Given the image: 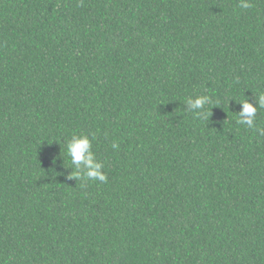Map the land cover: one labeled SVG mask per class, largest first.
Listing matches in <instances>:
<instances>
[{"label":"trees","instance_id":"obj_1","mask_svg":"<svg viewBox=\"0 0 264 264\" xmlns=\"http://www.w3.org/2000/svg\"><path fill=\"white\" fill-rule=\"evenodd\" d=\"M248 2L0 0V264H264V108L237 123L264 94ZM73 135L106 183L75 174Z\"/></svg>","mask_w":264,"mask_h":264},{"label":"clouds","instance_id":"obj_2","mask_svg":"<svg viewBox=\"0 0 264 264\" xmlns=\"http://www.w3.org/2000/svg\"><path fill=\"white\" fill-rule=\"evenodd\" d=\"M239 6L245 9L251 7L248 0H240ZM212 103V97L207 95L198 96L196 98L189 97L186 100V105L189 106L188 109L191 111L199 110L197 111V115L201 117H206L207 113L204 111L205 106ZM240 104L242 105V111L237 114V123L246 125L248 129H255L258 108H264V94L259 96L255 106L248 100ZM258 131H260L261 135H264V129H258ZM112 147L114 149L118 148V144L114 142ZM67 151L71 158V163L74 165L75 174L78 177L84 180L107 182V175L103 171L104 164L96 160V156L92 150V143L87 135H73L71 140L67 143Z\"/></svg>","mask_w":264,"mask_h":264}]
</instances>
